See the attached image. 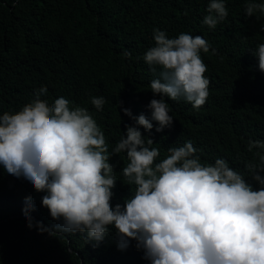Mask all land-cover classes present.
<instances>
[{"label": "trees", "instance_id": "trees-1", "mask_svg": "<svg viewBox=\"0 0 264 264\" xmlns=\"http://www.w3.org/2000/svg\"><path fill=\"white\" fill-rule=\"evenodd\" d=\"M209 2L0 0V115L20 111L35 99L36 90L46 87L47 94L40 98L49 105L64 97L70 107L89 110L109 152L126 133L125 125H132L153 139L151 147L160 152L156 162L166 158L169 147L191 141L202 163L223 158L233 170L245 172L247 162H260L256 152L264 155V150L247 149L249 140L264 142V72L254 55L264 43V15L247 17L249 0H224L228 16L210 29L203 23ZM154 29L169 38L199 35L211 46L208 53H200L210 81L205 104L193 108L183 97H164L173 125L161 132L155 130L157 122L152 121L148 132L122 111L128 108L133 117L144 114L151 119L148 105L161 98L153 95L150 83L162 69L143 59L155 46ZM125 50L131 59L123 57ZM99 96L106 101L102 111L91 104V98ZM109 162L116 166L111 199L115 207L134 195L136 186L122 176L129 162L126 153L111 156ZM246 181L259 188L251 177ZM45 194L0 165V264H151L135 240L118 248L114 228L96 246L87 241L86 233L51 236L29 228L28 216L46 228L63 222L42 206Z\"/></svg>", "mask_w": 264, "mask_h": 264}, {"label": "clouds", "instance_id": "clouds-1", "mask_svg": "<svg viewBox=\"0 0 264 264\" xmlns=\"http://www.w3.org/2000/svg\"><path fill=\"white\" fill-rule=\"evenodd\" d=\"M207 12L203 23L210 29L228 16L224 0H210ZM256 13L264 15V2L249 0L245 15ZM154 41L143 59L162 69L150 83L153 95L161 98L148 105L151 119L144 114L133 117L128 108L122 111L148 132L152 121L157 122L155 130L161 132L173 125L164 97L173 101L183 97L193 108L205 104L210 81L200 53H208L211 46L199 35L169 38L159 29H154ZM122 55L131 59L132 54L125 50ZM254 55L264 72V43ZM47 91L41 87L20 111L0 115V165L8 174L30 181L37 192L46 193L42 206L54 220L63 221L46 228L28 216L29 228L35 226L51 236L86 233L94 246L114 228L118 248L123 250L135 240L151 264H264L261 152H256L260 162H247L245 172L233 170L223 158L202 163L191 141L169 147L166 158L156 162L160 152L151 147L153 139L132 125H125L126 133L109 152L104 133L87 108L70 107L64 97L49 105L40 98ZM105 102L102 96L91 98L98 111ZM247 149L264 150V142L249 140ZM120 153H126L129 161L122 176L136 188L134 195L113 207L116 166L109 160ZM246 177L259 188L254 189Z\"/></svg>", "mask_w": 264, "mask_h": 264}]
</instances>
